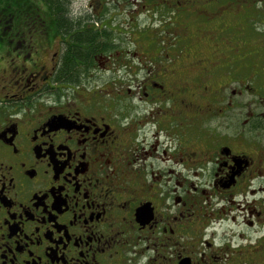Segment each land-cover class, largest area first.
I'll return each mask as SVG.
<instances>
[{
  "label": "flooded vegetation",
  "instance_id": "af4514ba",
  "mask_svg": "<svg viewBox=\"0 0 264 264\" xmlns=\"http://www.w3.org/2000/svg\"><path fill=\"white\" fill-rule=\"evenodd\" d=\"M119 1L135 55L72 0L77 32L0 26V264H264V0ZM84 31L112 48L70 75Z\"/></svg>",
  "mask_w": 264,
  "mask_h": 264
},
{
  "label": "rangeland",
  "instance_id": "374dc122",
  "mask_svg": "<svg viewBox=\"0 0 264 264\" xmlns=\"http://www.w3.org/2000/svg\"><path fill=\"white\" fill-rule=\"evenodd\" d=\"M72 11L74 12H86L96 18L98 16V19H103L101 22H106L109 26L118 27L120 31H115V41L118 43V45L115 47V51L112 53L113 55L123 56V55H135L137 54V46H139L138 41H135V35L136 30L133 31V27L129 26L132 23H135V20H137V23L140 25L146 24V22L143 20L142 16L136 15L135 10L132 8L133 3H130L129 5L122 4L119 0H72ZM98 2L100 5H98ZM90 4L93 5L92 9L90 7ZM258 10H264L262 6H258ZM76 13V14H77ZM43 18L40 22H45V24L50 23L47 18V12L44 11L43 5L40 0H0V26H7L10 23L18 24V26H15L16 29H19L20 27H26L27 28V22H39L38 16ZM70 15V11H69ZM258 20H264V17L258 18ZM98 21V20H97ZM31 28V27H28ZM43 28V27H42ZM234 29V28H233ZM231 30L230 33L233 34L236 33V30ZM32 30V29H31ZM262 30V33L264 34V27L260 29ZM26 32H29L27 30H24ZM33 31V30H32ZM45 31V30H44ZM1 32V31H0ZM50 31H45V33H48ZM52 32V31H51ZM21 35V32H15L10 31V34L12 36ZM51 35V33H49ZM7 35L3 36V38H6ZM44 37H47L44 35ZM48 42V44L40 43L35 44L38 45L37 49V57H35V54L32 55L33 60H39L40 64H43L45 67L48 66L50 63V60L52 59V53L54 52L56 48L57 40L54 41L52 39ZM13 38V37H10ZM24 35L22 37H19L18 39H23ZM26 38V37H25ZM48 38V37H47ZM45 38V41L47 40ZM262 37L257 38L255 40H250L252 45L259 46L263 44L264 42H261ZM242 39V38H241ZM244 39V38H243ZM27 40V39H26ZM49 40V39H48ZM1 44V43H0ZM39 45H42L41 47ZM243 47V44L238 43L237 48ZM5 48V47H3ZM254 48V47H253ZM141 54V52H139ZM4 55V54H3ZM105 59H98L96 62L102 63ZM94 70H99V66L96 64ZM111 76L115 77L114 74H107L103 75L102 73L99 74H93L92 80L90 82L87 81L86 78H83L82 82L86 86H95V83H101Z\"/></svg>",
  "mask_w": 264,
  "mask_h": 264
},
{
  "label": "trees",
  "instance_id": "16d2710c",
  "mask_svg": "<svg viewBox=\"0 0 264 264\" xmlns=\"http://www.w3.org/2000/svg\"><path fill=\"white\" fill-rule=\"evenodd\" d=\"M48 9L49 14L51 17L57 16L60 22L63 23L62 31L63 32H70L74 27V32H77L80 28L79 23L81 19L78 18L77 20L69 18V8H68V0H40ZM72 24V25H71ZM76 24V26H75ZM93 27V26H92ZM82 36L78 37V40L69 47L68 51L66 52L65 56V64L68 66L69 74H74V63L76 59H86L89 56H95L99 53H107L111 50L110 40L109 38L101 36V34L97 32H90L84 31ZM99 37L102 38V41L98 40ZM98 40V41H97ZM83 49V50H82ZM87 50V51H85Z\"/></svg>",
  "mask_w": 264,
  "mask_h": 264
}]
</instances>
